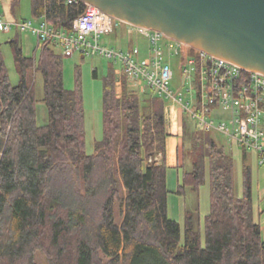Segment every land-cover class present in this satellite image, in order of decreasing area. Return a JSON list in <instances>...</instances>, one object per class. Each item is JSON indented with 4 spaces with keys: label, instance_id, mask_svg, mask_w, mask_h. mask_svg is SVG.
<instances>
[{
    "label": "trees",
    "instance_id": "16d2710c",
    "mask_svg": "<svg viewBox=\"0 0 264 264\" xmlns=\"http://www.w3.org/2000/svg\"><path fill=\"white\" fill-rule=\"evenodd\" d=\"M85 7L32 0L36 18L45 14L67 30ZM10 43L20 80L11 83L0 49V264H39L38 251L48 264H264L246 148L238 196L233 154L189 113L195 122L187 126L184 116L178 191L198 190L208 171L211 207L204 241L191 210L182 241L181 224L168 214L166 100L150 87L132 86L123 65L120 76L110 68L103 137L88 153L82 91L65 86L63 55L50 41H38L39 59L26 56L19 39ZM38 72L45 125L36 118ZM158 154L162 162L150 160Z\"/></svg>",
    "mask_w": 264,
    "mask_h": 264
},
{
    "label": "built area",
    "instance_id": "2783aa9c",
    "mask_svg": "<svg viewBox=\"0 0 264 264\" xmlns=\"http://www.w3.org/2000/svg\"><path fill=\"white\" fill-rule=\"evenodd\" d=\"M81 3L85 4V10L75 18L72 29L67 30L51 24L45 14L36 18L37 23L24 18L11 19L2 10L3 0H0V31L7 32L13 27L28 31L38 41H50L61 48L66 57L76 53L101 54L119 62L132 86L142 92L152 88L164 100L189 113L202 129L216 130L230 144L255 151L259 162L264 163L263 73L215 57L160 31L118 20L83 0H65L69 5ZM119 25L128 33L147 39L149 56L146 59L137 60L123 50L100 43L102 34L113 33ZM174 58H178L182 75L179 88L172 87ZM217 116H221L218 122ZM150 160L160 162L161 154Z\"/></svg>",
    "mask_w": 264,
    "mask_h": 264
},
{
    "label": "rangeland",
    "instance_id": "374dc122",
    "mask_svg": "<svg viewBox=\"0 0 264 264\" xmlns=\"http://www.w3.org/2000/svg\"><path fill=\"white\" fill-rule=\"evenodd\" d=\"M2 10L11 19H28L37 23L36 17L32 13V0H19L13 3L12 0H3ZM128 33V32H127ZM19 39L22 45L23 53L26 56H36L39 59L40 51L37 50L38 39L35 35L28 31H18L13 27L7 32L0 31V49L5 59L6 67L9 73L10 81L16 85L20 76L15 65L13 49L10 41L12 39ZM100 43L116 47L123 50L125 53L132 55L137 60H142L138 57L136 46H147L148 41L143 36L137 33H128L124 31L123 25H119L115 32L110 34H102ZM54 46V45H53ZM56 51L63 55L62 49L54 46ZM174 62V81L172 87H181L182 75L178 68V58L173 59ZM114 67L116 73H122V64L105 57L101 54L86 55L85 58L81 54L76 53L71 57L63 55L64 68V82L68 89L80 88L83 95L84 109H85V129H86V150L88 153H93L97 140L103 137V85L104 77L108 75L110 68ZM97 70V76L94 75V70ZM119 81V82H118ZM117 81V93L120 95L122 89L121 79ZM186 87H188L186 85ZM184 87L183 89H185ZM34 89L37 96L36 103V118L38 125H45L48 123V108L44 101V82L41 73H37L34 81ZM146 89V88H145ZM171 102L166 101V106ZM176 105V104H171ZM179 106V105H177ZM180 107V106H179ZM181 108V107H180ZM166 109V107H165ZM222 115L223 113L220 112ZM187 126L194 124L195 121L185 114ZM221 116L216 117L218 122ZM264 128V123H263ZM212 136L220 143L226 146L227 150L234 156L236 163V193L241 196L243 193L242 184V154L243 149L237 145H232L227 138L216 130L210 131ZM187 131L180 137L182 139L178 142V159L179 165L183 163V140L187 139ZM174 144V143H173ZM176 147V148H177ZM250 152L251 150L245 149ZM174 156V153H173ZM162 158V155H161ZM247 161V159H246ZM162 162V161H160ZM248 163V162H247ZM186 167L190 164L186 162ZM168 214L171 219L178 221L182 227V241H184V227L186 221V214L188 210L194 212V219L196 226L200 225L202 239L204 241V223L205 217L210 211V182L209 172L207 171V179L200 186L198 190L188 188L186 192L179 193L180 185L183 183L184 167L181 165L178 168L173 165H168ZM36 259L39 264H48L42 252L38 251Z\"/></svg>",
    "mask_w": 264,
    "mask_h": 264
},
{
    "label": "water",
    "instance_id": "95a60500",
    "mask_svg": "<svg viewBox=\"0 0 264 264\" xmlns=\"http://www.w3.org/2000/svg\"><path fill=\"white\" fill-rule=\"evenodd\" d=\"M264 74V0H83Z\"/></svg>",
    "mask_w": 264,
    "mask_h": 264
},
{
    "label": "crops",
    "instance_id": "0c3cea01",
    "mask_svg": "<svg viewBox=\"0 0 264 264\" xmlns=\"http://www.w3.org/2000/svg\"><path fill=\"white\" fill-rule=\"evenodd\" d=\"M136 50L138 51V57L142 60L149 56L148 45L143 47L136 46ZM184 116L185 112L179 106L171 104L166 106L167 131L169 133L167 138L166 163L177 168L180 166L177 156L179 145L177 147V144L182 140L181 138L179 140V137L183 134ZM246 158L248 164L251 166L252 197L255 219L261 226L262 236L264 238V163L259 162L258 154L253 150L250 152L246 151Z\"/></svg>",
    "mask_w": 264,
    "mask_h": 264
}]
</instances>
